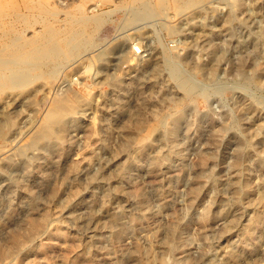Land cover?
Listing matches in <instances>:
<instances>
[{
    "label": "rangeland",
    "instance_id": "1",
    "mask_svg": "<svg viewBox=\"0 0 264 264\" xmlns=\"http://www.w3.org/2000/svg\"><path fill=\"white\" fill-rule=\"evenodd\" d=\"M32 1L54 27L77 6L103 18L79 55L0 91V264H264V0ZM63 94L61 140L33 143Z\"/></svg>",
    "mask_w": 264,
    "mask_h": 264
},
{
    "label": "bare ground",
    "instance_id": "2",
    "mask_svg": "<svg viewBox=\"0 0 264 264\" xmlns=\"http://www.w3.org/2000/svg\"><path fill=\"white\" fill-rule=\"evenodd\" d=\"M154 1L156 2V0ZM169 1L176 8H184L196 0ZM167 2V0H159L157 8L163 11L168 5ZM127 3L136 6L135 8L143 9L145 6H150L152 0H128ZM235 3H237L236 0L233 1V4ZM24 4L30 13L28 11L27 14L26 12L25 14L20 13V11H9L11 12L9 13L3 3L0 2V91L2 92L22 86L34 77L40 75L42 77L46 74L47 68L53 73L52 69L60 67L63 62L88 46L93 33L103 18V14L98 12L87 16L77 6L65 14L62 27H59L60 25L54 27L44 19L47 14L54 15L52 11L32 0H26ZM34 10L38 13L31 12ZM146 10L148 9L146 8ZM147 13L145 12L146 15ZM33 21L41 22L44 25L43 30L25 36L23 29L33 24ZM23 26L26 28L20 30V27ZM173 79L178 81L185 99L195 97L203 101L204 97L196 95L194 88L180 80L178 74H174ZM75 98L73 95L63 94L52 99L47 118L40 131L38 130L37 136H34L33 143L61 140L63 126L74 113H77ZM8 120L5 118L4 122H8ZM159 127V122L154 121L143 131H138L135 137L136 145L140 148L147 146ZM45 218L46 216L43 219Z\"/></svg>",
    "mask_w": 264,
    "mask_h": 264
}]
</instances>
